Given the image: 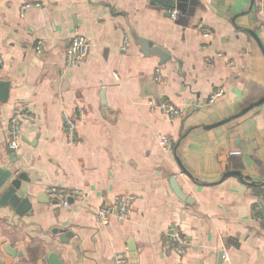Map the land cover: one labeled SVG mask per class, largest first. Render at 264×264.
Returning <instances> with one entry per match:
<instances>
[{"label":"crops","instance_id":"crops-1","mask_svg":"<svg viewBox=\"0 0 264 264\" xmlns=\"http://www.w3.org/2000/svg\"><path fill=\"white\" fill-rule=\"evenodd\" d=\"M132 31L167 60L146 55ZM75 34L89 51L68 68ZM0 80L9 82L0 159L11 156L8 127L21 114L13 166L26 176L17 195L32 204L24 215L0 206V264H52L51 254L114 264L119 252L125 264H264L253 215L264 205V0H0ZM217 88L223 96L208 103ZM152 101L185 114L171 118ZM80 108L69 143L63 115ZM50 186L84 189L88 200L61 207ZM120 194L136 196L130 219L113 212L100 223L97 206ZM171 233L188 241L185 254L166 247Z\"/></svg>","mask_w":264,"mask_h":264},{"label":"built area","instance_id":"built-area-1","mask_svg":"<svg viewBox=\"0 0 264 264\" xmlns=\"http://www.w3.org/2000/svg\"><path fill=\"white\" fill-rule=\"evenodd\" d=\"M31 5L26 4L22 7V11H25ZM170 15L173 19H177L179 16V11L177 9L170 10ZM196 30L200 31L205 38H211L213 35V30L211 27L199 23L196 26ZM40 47H38V50ZM89 51V43L86 38L80 34H75L72 36L69 46L66 49V66L68 68L76 67L82 59L86 57ZM159 72V69H157ZM157 81H160L161 78L159 76L156 77ZM224 94V90L222 88H217L214 90L209 99L208 103H214L218 98L222 97ZM152 108L159 107L165 114H167L171 118H176L182 116L184 111L179 107L175 106L169 101H163L158 105L154 101L150 102ZM85 116L84 109H78L75 115H71L67 112L63 115V130L66 136L67 142L75 143L78 141L77 138V128L79 125V121L82 120ZM21 114H17L10 122L8 127V135H9V143L8 148L13 150H18L20 147L21 140ZM160 146L164 150L172 149L174 145V140L168 136L163 135L160 137L159 141ZM242 151L233 150L230 151V155H241ZM47 196L52 200H57L61 207H68L70 205V199L74 198L80 202H86L88 200L87 193L84 189L74 188L67 189L59 186H50L45 190ZM136 200V196L134 194H120L117 195L112 204L108 205L107 203L100 204L95 209V214L97 220L102 224H108L109 218L114 212L115 216L120 221H127L131 217L132 209L134 202ZM253 215L256 221L263 227L264 229V205H257L253 211ZM169 242H167L166 247H170L174 249L179 255H183L186 252V248L188 246V241L179 235H174L172 233L170 235ZM227 257V254H225ZM128 261V255L125 252H119L116 254L114 258V264H125Z\"/></svg>","mask_w":264,"mask_h":264},{"label":"water","instance_id":"water-1","mask_svg":"<svg viewBox=\"0 0 264 264\" xmlns=\"http://www.w3.org/2000/svg\"><path fill=\"white\" fill-rule=\"evenodd\" d=\"M169 6L174 7V3ZM180 11L179 6H176ZM137 43L141 44L146 55L154 54L161 58L162 62H165L169 57V54L161 47L154 46L148 39L140 37L135 31H132ZM9 82L0 80V96L2 100H5L8 96ZM264 99L260 101L262 103ZM220 124V123H218ZM11 156L6 163H3L0 159V206L11 205L19 215H24L29 211H32V204L27 197H20L17 195V191L21 188V179L25 175H15L16 171L13 166V162L16 161V150L10 149ZM240 175V173H228ZM14 176V177H13ZM26 177V176H25ZM174 190L182 200H187L185 194L182 193L178 187L176 180H174ZM264 203V200H262ZM172 234V233H171ZM69 236V235H68ZM11 252H15V249H10ZM130 251L134 254V247H130ZM18 254H21L17 251ZM16 254V253H15ZM223 254V252L221 253ZM50 261L52 264H62V261L55 254L50 255Z\"/></svg>","mask_w":264,"mask_h":264}]
</instances>
